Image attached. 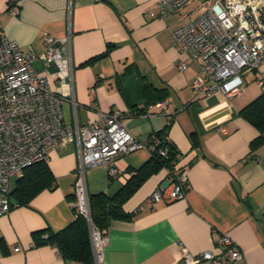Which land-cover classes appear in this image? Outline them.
Here are the masks:
<instances>
[{
  "label": "crops",
  "instance_id": "obj_1",
  "mask_svg": "<svg viewBox=\"0 0 264 264\" xmlns=\"http://www.w3.org/2000/svg\"><path fill=\"white\" fill-rule=\"evenodd\" d=\"M155 3L20 0L19 15L11 16L9 0H0V41L8 38L41 55L46 36L71 37L75 105L63 103L66 124L83 126L103 113L131 115L125 126L147 148L119 159L114 177L103 166L87 169L89 197L117 194L149 161L153 137L165 131L177 150L178 167L187 171L186 196L172 203L147 205L153 192L167 184L165 169L143 182L123 207L135 216L110 223L102 264H181L183 248L221 257L219 241L225 234L241 252L243 264H264V142L253 149L260 132L240 115L264 91L259 84L264 63L243 73L240 96L195 100L192 82L201 64L174 46L172 33L182 22L173 21L175 13L161 17ZM182 64H187L183 71L177 68ZM52 88L57 89L54 81ZM157 90L165 93L163 101H154ZM48 167L51 188L27 206L12 198L10 212L0 218V264H78L64 260L54 246H35L34 236L61 231L76 218L77 144L53 150ZM222 264L230 263L223 259Z\"/></svg>",
  "mask_w": 264,
  "mask_h": 264
},
{
  "label": "built area",
  "instance_id": "obj_2",
  "mask_svg": "<svg viewBox=\"0 0 264 264\" xmlns=\"http://www.w3.org/2000/svg\"><path fill=\"white\" fill-rule=\"evenodd\" d=\"M192 0H156L161 17L181 11ZM198 17L182 14V25L172 33L174 46L190 54L201 64V73L192 82L195 100L220 94L227 99L242 94L245 71L258 70L264 63V0H207ZM9 13H20V0H9ZM183 71L187 64L177 67ZM55 82L57 89L52 88ZM71 37L45 38L41 55L24 50L16 41H0V218L8 214L12 203V183L25 170L40 162L48 163L50 153L67 143H76L79 155L75 208L89 219V195L85 172L103 166L109 176L118 174L116 162L147 147L125 126L131 115L123 112L100 114L86 125L66 124L63 103L74 105ZM259 84L263 86L260 80ZM70 92L64 94L62 89ZM165 104L160 106L165 109ZM226 133V130L222 129ZM150 150L160 140L154 136ZM161 155L167 158L164 150ZM167 184L159 186L147 205L172 203L185 198L187 171L172 164L165 169ZM95 264H102L107 238L92 228ZM221 257L212 252L194 255L183 248L181 264H243L241 252L228 235L220 241Z\"/></svg>",
  "mask_w": 264,
  "mask_h": 264
},
{
  "label": "trees",
  "instance_id": "obj_3",
  "mask_svg": "<svg viewBox=\"0 0 264 264\" xmlns=\"http://www.w3.org/2000/svg\"><path fill=\"white\" fill-rule=\"evenodd\" d=\"M112 49L113 47H111ZM106 54L107 52L89 60L87 63H92ZM262 82L264 85L263 80ZM162 91L157 90V93H159L156 94V97L153 94L155 97L153 98L154 101H163L165 99V93ZM240 115L260 132V136L252 144L253 149H255L264 142V91L258 98L243 108ZM166 134L167 131L156 135L160 140V144L154 150L151 149L149 161L139 169L137 175L132 177L117 194L108 196L105 193H99L89 197L90 220L75 208V220L63 230L34 233L36 237L35 246L49 244L57 249L64 260L78 264H95L92 228L105 236L113 220L132 219L135 213H126L123 208L124 204L149 176L161 169L172 168V164H178L177 150L167 139ZM161 150L166 151L167 158L161 155ZM52 181L53 177L48 163H36L28 167L21 178L18 179L16 187L10 194V199L14 198V201L20 206H27L40 191L45 188H51ZM45 232L48 233L46 238L43 237Z\"/></svg>",
  "mask_w": 264,
  "mask_h": 264
},
{
  "label": "rangeland",
  "instance_id": "obj_4",
  "mask_svg": "<svg viewBox=\"0 0 264 264\" xmlns=\"http://www.w3.org/2000/svg\"><path fill=\"white\" fill-rule=\"evenodd\" d=\"M209 4V2L207 3V0H192L190 1L181 11L176 12L173 17V21H175V23H177V19L180 17V15L182 14H187L189 15V19L190 18H194V17H198L199 15H201L204 11H205V6ZM181 26V23L178 22V27Z\"/></svg>",
  "mask_w": 264,
  "mask_h": 264
},
{
  "label": "water",
  "instance_id": "obj_5",
  "mask_svg": "<svg viewBox=\"0 0 264 264\" xmlns=\"http://www.w3.org/2000/svg\"><path fill=\"white\" fill-rule=\"evenodd\" d=\"M89 220H90V218H89ZM90 225H91V223H90ZM91 228H92V225H91Z\"/></svg>",
  "mask_w": 264,
  "mask_h": 264
}]
</instances>
